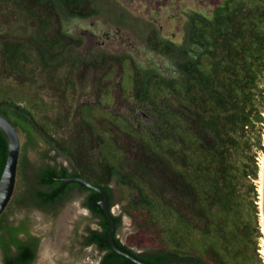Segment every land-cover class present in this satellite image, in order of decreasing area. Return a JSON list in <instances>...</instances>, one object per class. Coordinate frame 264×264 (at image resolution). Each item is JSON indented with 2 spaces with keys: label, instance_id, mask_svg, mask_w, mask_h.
Segmentation results:
<instances>
[{
  "label": "trees",
  "instance_id": "obj_1",
  "mask_svg": "<svg viewBox=\"0 0 264 264\" xmlns=\"http://www.w3.org/2000/svg\"><path fill=\"white\" fill-rule=\"evenodd\" d=\"M119 3L0 0V7L14 8L30 24L20 38L0 37V115L21 142L15 190L0 215L1 264H33L40 242L27 215L15 218L14 203L51 210L75 188L97 219L98 227L88 228L79 240L98 250L95 264H137L110 247L101 194L80 182L62 181L73 176L109 194L111 181L119 183L124 212L159 240L153 249L133 250L117 236L121 216L113 215L115 244L142 262L264 264L257 203L259 153L264 152V0H219L185 11L178 38L163 35L153 22L137 21L142 45L121 52L83 51L85 36L68 24L109 15L118 26L105 36L118 34L130 19ZM79 71L95 76L97 102L76 105L78 134L67 140L61 130L69 125L70 113L62 118L45 98L56 97L51 86L68 102L75 86L71 76ZM113 87L124 94L132 118L102 104ZM138 109L148 115L144 123ZM76 137L84 142L83 153L91 154L95 143L91 155L99 169L87 171L85 162L82 173L47 161L30 167L31 149H38L42 159L74 155ZM7 153L0 129V176ZM27 170L26 195L20 198L16 188Z\"/></svg>",
  "mask_w": 264,
  "mask_h": 264
},
{
  "label": "rangeland",
  "instance_id": "obj_2",
  "mask_svg": "<svg viewBox=\"0 0 264 264\" xmlns=\"http://www.w3.org/2000/svg\"><path fill=\"white\" fill-rule=\"evenodd\" d=\"M121 7L127 9L129 21L120 28L118 34H114L105 38V33L116 30L117 24L109 15L95 17L91 20H76L68 24L70 31L85 36V44L83 51L88 48L99 49L101 47L123 51L129 49L132 44L142 45V41L138 37V29L136 22H153L159 27V31L163 35L178 38L181 34L180 24L183 20L181 14L190 9L200 8L206 9L216 4L219 0H118ZM29 22L21 18L14 8L8 6L0 7V37H16L20 38L29 32ZM143 31H147L142 25ZM137 51V50H136ZM137 57L139 54L135 53ZM139 59V58H137ZM77 73V72H76ZM72 74V80L75 83L73 96L69 95L68 102H63L59 98L58 92L61 90L55 87H49L56 93L54 99L46 97L48 105L55 104V112L63 116L69 112V125L61 130V135L67 140L77 136V122L75 115L76 105L81 102H94L96 100V84L93 81L94 75ZM41 81V79L39 80ZM40 84V83H37ZM112 96L106 104L108 109L129 115V109L124 105V94L116 87L112 88ZM58 97V100L55 99ZM71 103V105L69 104ZM128 102V101H127ZM54 118V117H52ZM62 120V119H61ZM69 138V139H68ZM119 140L126 145L128 142L125 135L119 133ZM53 151L51 155L54 156ZM30 167L41 165L48 162L53 165L66 164L62 155L56 156L55 159H42L40 152L30 150L27 153ZM264 157V152L259 153V162ZM87 159V157L85 156ZM26 178L23 177L21 184L16 188V192L23 198L26 195V187L28 185L27 177L29 171H26ZM259 199L257 201L259 207V220L262 231V237L259 239L260 247H263L264 232L261 224V203L260 191L261 177L258 179ZM15 190V189H14ZM122 203L114 205L112 208L114 214H123L121 211ZM35 208L33 205H26L20 201L14 203V215L16 219L23 218L25 215L29 217L31 230L40 236V242L37 249V256L33 264H95L98 260L99 252L94 246H81L79 240L82 239L88 228H97V219L92 216L90 211L84 205V196L82 192L76 189L70 193L59 203L55 209ZM139 218H132L123 214L117 236L122 242L130 246L135 251H144L153 249L159 243L157 236L147 228L140 227ZM263 254V252L260 250ZM264 256V254H263ZM2 256L0 253V264Z\"/></svg>",
  "mask_w": 264,
  "mask_h": 264
},
{
  "label": "water",
  "instance_id": "obj_3",
  "mask_svg": "<svg viewBox=\"0 0 264 264\" xmlns=\"http://www.w3.org/2000/svg\"><path fill=\"white\" fill-rule=\"evenodd\" d=\"M0 129L5 133L8 143V153L7 159L3 168V171L0 176V215L7 207L10 202L16 183V174H17V165L20 154V138L15 127L10 123L8 119L0 115ZM64 183L77 181L82 183L84 186L93 189L99 192L102 198L98 201L100 208L102 209L105 217L109 222V231H108V241L110 247L117 252L125 256L126 258L136 262L137 264H148L142 262L132 256L130 253L120 249L114 242L115 235V222L113 219V213L109 204V197L107 192L100 186L89 182L87 179L80 176H73L68 178H63ZM260 203H261V216L263 218V228H264V162L261 174V191H260ZM264 232V229H263Z\"/></svg>",
  "mask_w": 264,
  "mask_h": 264
},
{
  "label": "flooded vegetation",
  "instance_id": "obj_4",
  "mask_svg": "<svg viewBox=\"0 0 264 264\" xmlns=\"http://www.w3.org/2000/svg\"><path fill=\"white\" fill-rule=\"evenodd\" d=\"M106 37H108V35H106ZM96 101V100H95ZM94 101V102H95ZM109 101V100H108ZM107 101V102H108ZM89 102H92V101H89ZM97 102V101H96ZM106 105V104H105ZM105 105H103V106H105ZM124 105L129 109V107L127 106V102L124 100ZM129 115H131V118H132V116H133V114H132V112L130 111V109H129ZM140 112V115H139V118H140V122L141 123H144L145 122V119H148L147 117H148V115H147V113L145 112V110H137L136 111V114L137 113H139ZM135 114V115H136ZM78 130V129H77ZM124 135V134H123ZM75 140V143H77L78 145H77V147H79V149L77 148L76 149V151H74L73 152V154L74 155H62L63 157H64V160L67 162L66 164H64V163H62V165L63 166H65L66 168H68V170H69V172H76L77 171V173H82L81 172V165H82V163L83 162H85L86 163V165H87V168H86V170L87 171H93L94 169H99L98 167H99V164L98 163H96L95 162V158L93 159V157H92V155L91 154H93V153H95V151H94V147H95V143H92V145H91V149H92V153L90 154L89 152H85V153H83V141H82V139H81V137H79V138H77L76 137V139H74ZM90 145V144H89ZM88 145V146H89ZM74 146V145H73ZM87 146V147H88ZM90 148V147H89ZM90 149V150H91ZM91 152V151H90ZM85 156L87 157V159L85 158ZM81 166V167H80ZM80 177H83V176H80ZM83 178H85V177H83ZM86 179V178H85ZM73 182V181H72ZM90 182V181H89ZM69 183V182H68ZM92 183V182H91ZM67 184V183H66ZM94 184V183H93ZM111 187H112V189H113V191L111 192V194H109L106 190V192H107V194H108V197H109V204H110V208H111V210H112V208L114 207V205H116V204H118V203H120V201H121V203H123L124 201H125V197H122L121 195H122V193H121V190H119V183H117L116 182V180L114 179L113 181H111V183L109 184ZM76 189V188H75ZM77 190V189H76ZM119 190V191H118ZM137 190H135L134 191V194H135V196L137 197ZM127 193H129V191H127V192H125L124 193V195L125 194H127ZM88 209V208H87ZM89 210V209H88ZM121 211H122V213L123 214H126L125 212H124V210H123V208H121ZM112 213H113V215H120L121 216V221H122V216H123V214H114V212H113V210H112ZM127 215V214H126ZM88 246H93V245H88Z\"/></svg>",
  "mask_w": 264,
  "mask_h": 264
},
{
  "label": "bare ground",
  "instance_id": "obj_5",
  "mask_svg": "<svg viewBox=\"0 0 264 264\" xmlns=\"http://www.w3.org/2000/svg\"><path fill=\"white\" fill-rule=\"evenodd\" d=\"M263 162H264V157H262V159L260 160V177H261V174H262ZM259 191H261V186H259ZM261 224H262V228H263V218H262V216H261ZM261 251L264 254V239H263V247H262Z\"/></svg>",
  "mask_w": 264,
  "mask_h": 264
}]
</instances>
